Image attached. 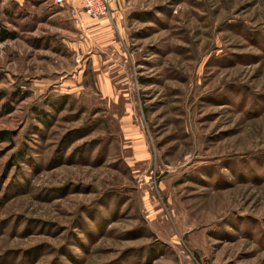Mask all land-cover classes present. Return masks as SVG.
<instances>
[{
    "label": "rangeland",
    "instance_id": "obj_1",
    "mask_svg": "<svg viewBox=\"0 0 264 264\" xmlns=\"http://www.w3.org/2000/svg\"><path fill=\"white\" fill-rule=\"evenodd\" d=\"M116 4L0 0V264H264V0Z\"/></svg>",
    "mask_w": 264,
    "mask_h": 264
},
{
    "label": "crops",
    "instance_id": "obj_2",
    "mask_svg": "<svg viewBox=\"0 0 264 264\" xmlns=\"http://www.w3.org/2000/svg\"><path fill=\"white\" fill-rule=\"evenodd\" d=\"M42 1H44L45 3L46 2H50V1H52V0H42ZM61 7H64L63 8V10H61L60 12H58V14H69V17H70V19H72V21H74L73 20V18H71V13H72V11H74L75 9H78V7H79V4H78V2H74V3H68V4H66V5H64V6H61ZM75 8V9H74ZM74 9V10H73ZM111 11H112V16H118V11H117V4H116V0H114V3L112 4V9H111ZM57 13H54V14H52V15H50L49 16V18H52L53 17V15H56ZM79 15V21L78 22H76L77 24L78 23H80L81 24V26H83L84 27V32H85V34H81V28L79 27V25H77L75 22V26H76V28H77V31H75L76 33V35L73 37V38H71V41H69V45L71 46V47H73L74 48V51H76L77 52V55H78V57H79V52H80V50H81V53H85L86 52V49H87V19L86 18H83L82 19V16L83 15H80V14H78ZM107 19H102V20H95L94 22L93 21H90L89 20V23L88 24H91V25H89V26H93L94 25V27L97 25H99V26H101V25H104V24H106V21ZM93 23V24H92ZM75 29V28H74ZM80 53V54H81ZM81 56V55H80ZM78 61H79V58H78Z\"/></svg>",
    "mask_w": 264,
    "mask_h": 264
},
{
    "label": "built area",
    "instance_id": "obj_3",
    "mask_svg": "<svg viewBox=\"0 0 264 264\" xmlns=\"http://www.w3.org/2000/svg\"><path fill=\"white\" fill-rule=\"evenodd\" d=\"M56 4L64 6L69 2H78V9H73L74 15H83L89 20H100L110 15L113 0H53Z\"/></svg>",
    "mask_w": 264,
    "mask_h": 264
},
{
    "label": "trees",
    "instance_id": "obj_4",
    "mask_svg": "<svg viewBox=\"0 0 264 264\" xmlns=\"http://www.w3.org/2000/svg\"><path fill=\"white\" fill-rule=\"evenodd\" d=\"M0 37L2 39H7V38H10V37H15V34H13V33L8 34L5 31H2L1 34H0ZM6 135H7V133H0V136H3V137H1L2 139H5Z\"/></svg>",
    "mask_w": 264,
    "mask_h": 264
}]
</instances>
